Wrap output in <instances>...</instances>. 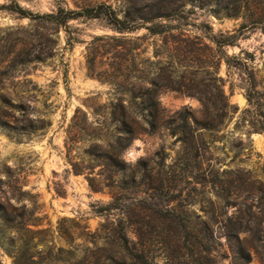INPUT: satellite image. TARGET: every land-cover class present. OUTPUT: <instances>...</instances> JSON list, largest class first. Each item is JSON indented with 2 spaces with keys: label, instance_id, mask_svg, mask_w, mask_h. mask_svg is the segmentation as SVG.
<instances>
[{
  "label": "rangeland",
  "instance_id": "obj_1",
  "mask_svg": "<svg viewBox=\"0 0 264 264\" xmlns=\"http://www.w3.org/2000/svg\"><path fill=\"white\" fill-rule=\"evenodd\" d=\"M100 3L121 19L147 20L118 32L104 17L62 25L37 17L63 19ZM259 10L264 16V0ZM158 22L175 28L151 36L145 28ZM243 22L217 17L195 0H0V264H103L109 247L101 225L125 210L132 229L152 234L153 263L169 264L171 249L159 232L174 225L151 216L175 208L205 219L199 186L167 176L183 153L172 128L184 107L198 117L197 84L216 68L236 109L209 138L207 158L248 175L253 198L231 199L228 216L249 207L250 226L264 236V28L245 30L221 50L210 39ZM224 54L246 66L227 69ZM251 76L249 106L244 87ZM152 99L156 109H145ZM154 119L159 129L151 133L146 121ZM113 202L123 210L106 216L102 209ZM213 238L200 261L234 264L222 232ZM252 245L249 264H264V240ZM184 255L173 264H193Z\"/></svg>",
  "mask_w": 264,
  "mask_h": 264
},
{
  "label": "trees",
  "instance_id": "obj_2",
  "mask_svg": "<svg viewBox=\"0 0 264 264\" xmlns=\"http://www.w3.org/2000/svg\"><path fill=\"white\" fill-rule=\"evenodd\" d=\"M193 1V0H192ZM203 7H209L211 13L217 17L236 18L241 17L244 22L232 34H220L210 39L217 50L223 47L232 46L249 28H256L262 25L264 28V16L261 15L259 5L262 0H195ZM251 5V6H250ZM252 9V11L250 10ZM22 17H33L32 14L18 9ZM41 20L64 24L67 20L80 17L100 18L104 17L108 25L118 32H131L143 26L147 19H133L125 15L122 19L118 17L111 6L103 3L93 7L83 8L79 11L69 10L65 17L60 19L52 14L37 16ZM162 17V15H158ZM163 20V19H160ZM168 24L152 23L145 29L151 36L166 34L174 29ZM224 63L229 70H240L245 67L247 62L242 61L236 56L223 55ZM208 79L203 78L197 84L196 96L200 102L198 117L188 108H182L176 112L178 123L172 128V135L180 142L182 156L179 163L170 168L167 173L170 181L192 182L199 186L197 201L202 206L205 219L200 215H193L187 211L170 208L164 212L155 213L151 216L157 223L167 222L174 225L171 232L160 231L162 241L167 249H171L166 255V263L173 264L177 259L184 258V254H191L193 264H203L200 259L201 254H209L208 244L213 242L215 230H219L225 237V242L233 255L234 264H249L252 260L251 249L255 248L252 244H259L264 240L261 229H253L250 226V209L239 211L236 215L228 216V207L233 206L231 199L253 198V191L248 184L249 177L246 173L237 169H220L218 163H212L207 158L209 147L212 145L210 137L223 131L226 123L235 110V106L229 101V95L224 90V80L218 75V68L215 69ZM255 77L251 76L248 87H244V96L249 106L254 104L253 90L255 88ZM156 109L157 103L152 99V104L145 109ZM149 132L155 133L159 125L154 120H147ZM264 132V126L259 129ZM208 157H212L209 155ZM207 192L212 193L214 200L206 198ZM195 201H189L188 205ZM261 205V203H260ZM103 211H108L106 216H110L111 210H123L116 206L115 202L109 204ZM100 212V211H99ZM249 212V213H247ZM130 211H123L117 219L107 225H101L105 229V244L109 249L103 255V264H154L153 257L149 253L148 240L152 237L151 233L141 229H132ZM200 226V230L197 229ZM159 228V226H157ZM159 234H155L159 237ZM251 248V249H250ZM110 261L111 263H108Z\"/></svg>",
  "mask_w": 264,
  "mask_h": 264
}]
</instances>
